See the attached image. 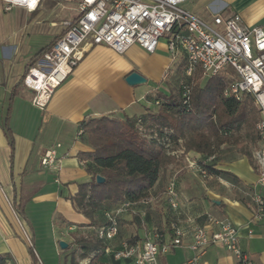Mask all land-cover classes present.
<instances>
[{
    "label": "crops",
    "instance_id": "0c3cea01",
    "mask_svg": "<svg viewBox=\"0 0 264 264\" xmlns=\"http://www.w3.org/2000/svg\"><path fill=\"white\" fill-rule=\"evenodd\" d=\"M73 6L43 0L36 12L21 7L5 12L0 2V257L9 264H132L114 260L111 251L122 242L141 241L151 230H167L171 221L189 230L193 224L207 226L211 216L229 220L238 230L240 250L254 264H264V216L254 219L253 202L254 194L264 201V189L256 184L254 160L250 164L231 143L217 146L206 159L192 151L185 153L183 141H169L166 131L161 136L169 141L167 154L176 161L149 191L157 201L146 208L136 206V213L119 214L118 235L105 244L94 242L96 228L124 203L104 206L89 219L71 202L78 187L91 182L93 171L81 157L91 150L77 137L79 125L87 119L126 117L135 119L149 136L157 128L147 122V116L158 109L153 99L168 94L167 81L184 61L171 63L163 45L154 54L137 46L124 54L95 46L39 111L31 105L32 93L21 79L31 59L62 33V22L74 15ZM184 7L204 21L216 13L238 15L245 26L264 29V0H192ZM131 73L146 82L128 86L125 79ZM5 128L11 134L12 151ZM56 144L62 157L58 182L53 173L40 168L42 153ZM185 159L230 173L237 181L211 174L202 178L187 168ZM170 179L176 182V211L169 209L164 196ZM21 200L25 205L20 213L16 207ZM78 240L90 246L76 244ZM60 242L66 245L64 250ZM190 257L191 252L182 247L159 262L188 264ZM200 264H235V259L223 248L210 246Z\"/></svg>",
    "mask_w": 264,
    "mask_h": 264
},
{
    "label": "built area",
    "instance_id": "2783aa9c",
    "mask_svg": "<svg viewBox=\"0 0 264 264\" xmlns=\"http://www.w3.org/2000/svg\"><path fill=\"white\" fill-rule=\"evenodd\" d=\"M43 0H0L4 11L21 7L28 13L41 8ZM73 3V16L62 22V33L42 58L29 67L22 78V86L32 93L31 105L44 111L53 93L75 71L87 52L95 46H105L117 54H124L137 46L147 54H154L163 42L171 63L184 61V74L191 78L200 73L203 78L219 75L228 77L224 98L242 101L252 99L259 112L255 124L257 147L253 160L257 171V186L264 189V29L248 27L238 15L223 17L212 14L210 21L194 15L184 5L192 0H58ZM191 85L182 86V105H189ZM156 105H158L156 103ZM82 134L80 128L77 137ZM56 144L45 150L40 168L53 173L55 182L62 169V157ZM189 170L200 177L206 171L195 161L185 159ZM167 206L178 209L176 182L170 179L164 190ZM157 199L149 195L138 203H124L116 213L106 215V224L96 228L95 237L107 243L118 235V215L135 207L146 208ZM254 219L264 216V201L253 195ZM207 228H210L208 230ZM237 228L227 219L207 216V226L193 224L188 230L171 221L167 230L154 229L138 242H122L111 251L117 261L132 264H160V257L176 248L191 252L188 264H200L210 246H218L230 253L235 264H254L241 250ZM9 264V263H6Z\"/></svg>",
    "mask_w": 264,
    "mask_h": 264
},
{
    "label": "trees",
    "instance_id": "16d2710c",
    "mask_svg": "<svg viewBox=\"0 0 264 264\" xmlns=\"http://www.w3.org/2000/svg\"><path fill=\"white\" fill-rule=\"evenodd\" d=\"M57 39L31 59L24 74L48 53ZM191 79L187 78L176 94L159 93L154 97L153 103L158 109L147 116V122L157 126L154 131L157 136H153L152 132L149 137L135 119L126 117L121 120L110 117L87 119L79 125L82 131L79 137L91 150L81 154V157L90 163L93 171L91 182L80 185L71 202L86 218L92 219L104 206L110 208L123 203H138L151 195L149 191L161 172L176 161L167 154L169 141L182 140L185 153L192 151L205 159L213 156L217 146L233 143L252 164L251 154L239 144L242 129L256 138L254 128L259 120V112L253 106L252 99L246 97L238 102L224 98L227 81L223 75L206 78L203 84H196L195 87ZM196 80H199V76ZM183 84L191 85L192 89L188 107L182 105ZM4 131L12 151L11 134L6 128ZM164 131L169 141L161 136ZM255 141L257 143V138ZM202 168L207 174L237 181L230 173L217 171L210 165H202ZM97 176L103 179L102 183H96ZM24 205L25 202L21 200L16 210L21 213ZM75 243L90 246L89 242L83 240ZM6 263L7 258L0 257V264Z\"/></svg>",
    "mask_w": 264,
    "mask_h": 264
},
{
    "label": "rangeland",
    "instance_id": "374dc122",
    "mask_svg": "<svg viewBox=\"0 0 264 264\" xmlns=\"http://www.w3.org/2000/svg\"><path fill=\"white\" fill-rule=\"evenodd\" d=\"M161 45H163V42ZM198 76H199V80H196ZM225 78L227 81L228 77L225 76ZM186 79L187 78L185 77V74H184V68H183V66H181L178 69L177 73H175V75L169 77V79H168L169 81H167V83L169 84L167 87L168 93L176 94L179 91V88L182 85V83L187 81ZM205 79L206 78H203V76L198 72V73L194 74V76H192L191 80H193V86L195 87L196 84H203ZM255 139L256 138H255L254 134L248 133L245 129H242L239 133V144L242 147H244V150L248 151L251 154V157L253 156V153L257 147ZM231 144L234 145L233 143H231ZM236 149L239 151L238 148H236ZM252 160H253V158H252ZM94 242L96 243L97 240L95 239Z\"/></svg>",
    "mask_w": 264,
    "mask_h": 264
},
{
    "label": "water",
    "instance_id": "95a60500",
    "mask_svg": "<svg viewBox=\"0 0 264 264\" xmlns=\"http://www.w3.org/2000/svg\"><path fill=\"white\" fill-rule=\"evenodd\" d=\"M146 81L144 80V78H142L139 74L137 73H131L130 75H128L125 79V83L130 86V87H133V86H136V85H139V84H143L145 83ZM103 182V179L100 177V176H97L96 177V183L97 184H100ZM59 247L61 249H65L66 248V245L62 242L59 243Z\"/></svg>",
    "mask_w": 264,
    "mask_h": 264
}]
</instances>
